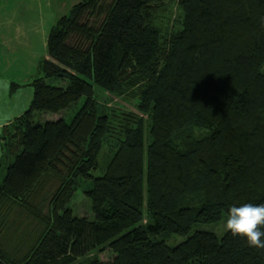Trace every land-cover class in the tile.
I'll return each mask as SVG.
<instances>
[{
	"label": "trees",
	"instance_id": "1",
	"mask_svg": "<svg viewBox=\"0 0 264 264\" xmlns=\"http://www.w3.org/2000/svg\"><path fill=\"white\" fill-rule=\"evenodd\" d=\"M47 55L1 128L0 264H264L196 228L264 204V0H82Z\"/></svg>",
	"mask_w": 264,
	"mask_h": 264
},
{
	"label": "crops",
	"instance_id": "2",
	"mask_svg": "<svg viewBox=\"0 0 264 264\" xmlns=\"http://www.w3.org/2000/svg\"><path fill=\"white\" fill-rule=\"evenodd\" d=\"M51 0H0V133L33 97L27 83L39 60L48 57L47 37L55 17ZM11 82L20 84L11 91Z\"/></svg>",
	"mask_w": 264,
	"mask_h": 264
},
{
	"label": "rangeland",
	"instance_id": "3",
	"mask_svg": "<svg viewBox=\"0 0 264 264\" xmlns=\"http://www.w3.org/2000/svg\"><path fill=\"white\" fill-rule=\"evenodd\" d=\"M82 0H51V7L47 9V11H50V14L55 17V20L59 18L60 16L66 14L69 9L77 2H80ZM56 82V84L64 85L66 83H61ZM66 82V81H65ZM101 95L100 89L97 88V96ZM128 98V97H127ZM129 100V101H128ZM83 102V98H81L78 102L73 104L69 109L63 110L59 113H50V112H45V113H36V118L45 121V120H56L58 118H64L66 121L70 120V117L74 113L76 109H78ZM111 106L113 104H118L126 109L134 110L135 109V101L133 99H123L121 98H112V101L109 103ZM134 104V105H133ZM71 208L73 209V212L75 215H78L79 217L85 216V217H92V211H91V203L88 198L84 196L82 193L81 189H79L73 200L70 203ZM225 222H221L219 224H202L197 226L196 228L204 231H209L213 232L216 235L220 236L221 234L224 233L225 228H224ZM177 238V242L182 240L180 237H175ZM174 241L173 239L168 241V244H173ZM98 256L103 259H109L111 257V253L109 250H105L103 252L98 253Z\"/></svg>",
	"mask_w": 264,
	"mask_h": 264
},
{
	"label": "clouds",
	"instance_id": "4",
	"mask_svg": "<svg viewBox=\"0 0 264 264\" xmlns=\"http://www.w3.org/2000/svg\"><path fill=\"white\" fill-rule=\"evenodd\" d=\"M224 228L233 237L244 238L249 247L264 249V204L231 206Z\"/></svg>",
	"mask_w": 264,
	"mask_h": 264
}]
</instances>
